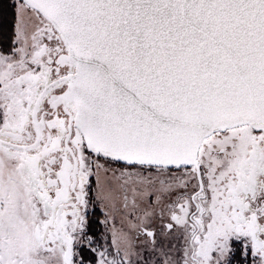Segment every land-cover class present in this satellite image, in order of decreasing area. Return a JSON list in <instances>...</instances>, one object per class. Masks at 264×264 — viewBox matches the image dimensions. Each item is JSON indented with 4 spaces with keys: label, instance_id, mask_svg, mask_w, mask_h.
Segmentation results:
<instances>
[{
    "label": "snow or ice",
    "instance_id": "snow-or-ice-1",
    "mask_svg": "<svg viewBox=\"0 0 264 264\" xmlns=\"http://www.w3.org/2000/svg\"><path fill=\"white\" fill-rule=\"evenodd\" d=\"M14 27L0 264H86L92 193L153 243L167 213L162 264H264V0H16ZM112 243L96 264H136Z\"/></svg>",
    "mask_w": 264,
    "mask_h": 264
},
{
    "label": "rangeland",
    "instance_id": "rangeland-1",
    "mask_svg": "<svg viewBox=\"0 0 264 264\" xmlns=\"http://www.w3.org/2000/svg\"><path fill=\"white\" fill-rule=\"evenodd\" d=\"M15 3L14 0V13H15ZM15 26V21H14ZM15 28V27H14ZM14 47V42L13 46ZM11 48V50H12ZM9 50V52L11 51ZM93 203H90L87 212L89 217V228L88 234L94 237V242L91 247L87 243L78 244L76 249L78 252H82L86 259V264L88 261L93 260V264H96V260L99 259V252L104 250L111 255H115L116 247L112 243V231L115 228L117 231L123 230L127 232L130 236L132 242L133 250V260L136 264H162L163 253L169 252L172 256L177 254V250L182 251V238L176 228H173L169 232L164 225L169 222L167 213L164 216L160 215L159 209L156 210L155 214L145 222V226L150 227L155 233V243H153V238L147 237L142 230L131 227L128 220L116 214L115 219H108L105 223L107 213L102 203L95 199V193H92ZM95 217L98 218L97 222L100 225L99 232L93 230V225L95 224ZM175 245L173 248L172 246ZM92 248L96 251L93 252ZM91 254L94 256L92 259ZM79 255L76 257L78 260ZM231 264H244L243 257L237 251L231 256ZM249 256V264H250ZM91 262V261H90ZM92 264V262H91Z\"/></svg>",
    "mask_w": 264,
    "mask_h": 264
},
{
    "label": "trees",
    "instance_id": "trees-1",
    "mask_svg": "<svg viewBox=\"0 0 264 264\" xmlns=\"http://www.w3.org/2000/svg\"><path fill=\"white\" fill-rule=\"evenodd\" d=\"M14 0H0V52L7 53L11 50L14 42ZM95 217V224L93 230L99 232L100 225ZM92 259L94 256L91 254ZM93 264V260H90Z\"/></svg>",
    "mask_w": 264,
    "mask_h": 264
},
{
    "label": "water",
    "instance_id": "water-1",
    "mask_svg": "<svg viewBox=\"0 0 264 264\" xmlns=\"http://www.w3.org/2000/svg\"><path fill=\"white\" fill-rule=\"evenodd\" d=\"M143 232V231H142Z\"/></svg>",
    "mask_w": 264,
    "mask_h": 264
}]
</instances>
